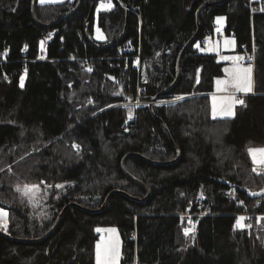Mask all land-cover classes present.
I'll use <instances>...</instances> for the list:
<instances>
[{
	"label": "trees",
	"instance_id": "1",
	"mask_svg": "<svg viewBox=\"0 0 264 264\" xmlns=\"http://www.w3.org/2000/svg\"><path fill=\"white\" fill-rule=\"evenodd\" d=\"M111 1L97 15L102 41L92 37L91 16V42L84 30L91 0L52 25L44 24L76 0L35 2L34 15L30 0H0V207L8 215L1 230L38 237L68 202L98 208L113 189L143 197L145 187L126 171L150 192L145 199L112 193L99 211L70 205L37 240L0 233V264H94L95 227L108 224L119 230V264H264V194H250L264 188V172L254 171L249 152L264 147V0H130L123 37L98 46L123 30L121 4L128 0ZM206 1L216 2L198 10ZM216 15L236 50L254 48L255 92L230 118L210 114L208 93L222 64L196 46ZM127 43L130 50L119 53ZM158 92L157 99L180 98L122 104L126 93L150 100ZM128 152L168 162L130 154L123 169ZM25 183L41 187L36 201L16 189ZM230 185L237 198L224 196ZM243 212L245 226L238 220Z\"/></svg>",
	"mask_w": 264,
	"mask_h": 264
},
{
	"label": "rangeland",
	"instance_id": "2",
	"mask_svg": "<svg viewBox=\"0 0 264 264\" xmlns=\"http://www.w3.org/2000/svg\"><path fill=\"white\" fill-rule=\"evenodd\" d=\"M65 0H36L37 3L39 4H47V3H58V2H62ZM113 2L111 0H97V2L95 3L94 6V11H93V18H92V23H91V28H92V37L93 39H95L96 41H102L105 39V33L104 31L100 28V26L98 25V21H97V15L100 11H104V10H109L110 8H112ZM215 19V24H214V29L218 30L220 29L221 31L222 29V25H221V20H222V15H216L214 17ZM213 20V21H214ZM224 34V33H223ZM210 38V35H206L205 39ZM224 36H230V35H225ZM231 37H233L231 35ZM47 37L43 38L40 40L39 42V48L40 51L43 53L44 49H45V41H46ZM204 41L202 42V44L200 42L196 43V46L198 47V49L200 51H204L206 49L202 48V46L204 45ZM130 47L128 45V43L125 45L124 48L119 50V53H123L124 51H129ZM137 61L135 60L133 63L134 67H138L137 65ZM21 77H23L24 80V75H22ZM21 77H20V83H21ZM125 96V94L123 95V97ZM180 97H168V98H163V99H156L153 103L158 104V103H171L177 99H179ZM148 101L150 100H140V98L137 97V99H133V100H124L122 101V104L124 105H128V106H132V107H138L139 105H143V104H149ZM251 149H264L263 146H253ZM260 157L259 155L257 156V160L259 161ZM251 160L253 162V156L251 155ZM254 165H256V167L261 168L263 167L264 163H254ZM33 186H35L36 190L34 192H29L26 193L25 189L26 188H32ZM16 189L19 191L20 194L26 196L30 201H36L37 198H39L40 193L42 192V189L39 185L37 184H21V185H17ZM261 191V192H260ZM251 195H255L258 196L260 194H264V188L257 190V191H251L250 192ZM0 212L6 213V216L0 218V229L1 228H6L4 225L6 224L7 226V211L6 209H4L3 207H0ZM240 218H245V216L243 214L238 215V220L240 222V224H242L243 219L241 220ZM97 229H99L100 231H97ZM115 231H112V230ZM95 230L98 233V237L94 242V248H93V260H94V264H97V258H96V253H97V245H100V250L102 252V254L104 253L105 250H118L119 252V256L118 258L115 260L114 264H119V261L121 259L122 256V250H121V239H120V234H119V230L117 228L116 225L114 224H108V225H97L95 227Z\"/></svg>",
	"mask_w": 264,
	"mask_h": 264
},
{
	"label": "crops",
	"instance_id": "3",
	"mask_svg": "<svg viewBox=\"0 0 264 264\" xmlns=\"http://www.w3.org/2000/svg\"><path fill=\"white\" fill-rule=\"evenodd\" d=\"M257 1V0H252ZM215 19V18H214ZM212 29L207 33L210 35V38L202 40L204 45L202 48L206 49L203 52H211L216 55L218 62L222 64L221 70L222 73L219 76L214 77L212 90L208 93L209 105H210V114L213 117V104L216 106V116L215 118H230L234 115L235 107L239 103L233 104V100H243V96L247 94H252L255 92L254 87V63L253 57L250 61L235 60V57H242V51L236 50L235 38L230 36H224L223 30L214 29V23ZM222 29L224 26V17L222 16L221 20ZM206 37V36H205ZM204 37V38H205ZM253 46V45H252ZM254 49V48H253ZM251 67V77H252V92L244 93L237 91L235 87L232 86V81L235 78L236 70ZM225 69H229L228 72ZM242 74V73H241ZM226 81L225 84H217V81ZM231 109V115L226 114ZM251 156V154H250ZM264 165V164H263ZM256 167V165H254ZM261 192V191H260Z\"/></svg>",
	"mask_w": 264,
	"mask_h": 264
},
{
	"label": "water",
	"instance_id": "4",
	"mask_svg": "<svg viewBox=\"0 0 264 264\" xmlns=\"http://www.w3.org/2000/svg\"><path fill=\"white\" fill-rule=\"evenodd\" d=\"M35 2H36V0H30V7H31V11H32L33 15H34V5H35ZM96 2H97V0H91L90 7H89V10H88L87 16H86V18H85V22H84V30H85V34H86L88 40L91 41V42H92V39L90 38L89 33H88V25H89V21H90V19H91V16L93 15L94 6H95V3H96ZM215 2H216V1H206V2H203V3L199 6L198 10L201 9L202 7L212 5V4H214ZM79 4H80V0H76V4L74 5V7H73L72 9H70L69 11L63 13L62 15H60L59 17H57V18H56L55 20H53L52 22L47 23V24H44V25H52V24H53L54 22H56L57 20H59V19L65 17V16H67V15H69V14H72V13L78 8ZM126 5H127V6H130V0H128V1L126 2ZM128 13H129V12L126 11L123 30H122L121 34H120L118 37H116L115 39L109 41L108 43H104V44L95 43V44L98 45V46H104V45H107V44H110V43H112V42H116V41L120 40V39L123 37L124 32H125V28H126V24H127V18H128ZM198 30H199V22H198V20H197V21H196V30H195V32H194V33L191 35V37H189L188 40L183 44V46L181 47V49H180V51H179V53H178L177 61H176V74H175V77H174V80L172 81V83L176 80V78H177V76H178V73H179V68H178L179 66H178V65H179L180 57H181V55H182V53H183L185 47L187 46V44H188V43H189V42H190V41L196 36V34L198 33ZM169 86H170V85H169ZM169 86L165 87V89H163V90H167V89L169 88ZM163 90H162V91H163ZM160 92H161V91H160ZM160 92L156 93L155 95H153V96L151 97L150 102H149V107H150L151 104L157 99V97H158V95L160 94ZM161 126H162L163 129L166 131V134H167V137H168L170 143L173 145V147H175L176 152H177V155H176L175 158H177L178 153H179L178 147L176 146V144H175L174 141L172 140V137H171V135H170V132H169V130H168L166 124H165L164 122H161ZM130 154H135V155H138V156H140V157L146 158V157H144L142 154H139V153H133V152H128V153H126V154L122 157V159H121V166H122L123 169H124V159H125L126 156H128V155H130ZM175 158H174V159H175ZM146 159H147L148 161L153 162V163H156V164H159V163H162V164H163V163H167V162H168V161L154 160V159H150V158H146ZM174 159H172V160H174ZM126 173H127V175H129L132 179H134L135 181H137L138 183H140L141 185H143V186L145 187V189H146V194H145L143 197H141V198H137V197H135V196H131L130 194L126 193V192L123 191V190L113 189V190H111V191H109V192L107 193V195L105 196V198H104L102 204H101L98 208H86V207H83V206H81V205H79V204H77V203H75V202H68V203H66L65 205L62 206V208H61V210H60V212H59V214H58L56 220H55L54 223L52 224V226H51V227H50V228H49V229H48L43 235H41V236H38V237H16V236H13V235H10V234L4 232V231L1 230V229H0V233L3 234V235H5V236H7V237H9V238H11V239H14V240H19V241H33V240H37V239H40V238H42V237L48 235V234L51 232V230L55 227V225L58 223V221H59V219L61 218V216H62L64 210H65L68 206H70V205H76V206H79V207L85 209L86 211H99V210H101V209H103V208L105 207V205H106V203H107V200H108V197H109L112 193H116V192L124 193V194H126V195H128V196H130V197H132V198H134V199H145V198L148 196V194H149V192H150V189H149V188H148V187H147L142 181H140L137 177H135L134 175L130 174L128 171H126Z\"/></svg>",
	"mask_w": 264,
	"mask_h": 264
},
{
	"label": "snow or ice",
	"instance_id": "5",
	"mask_svg": "<svg viewBox=\"0 0 264 264\" xmlns=\"http://www.w3.org/2000/svg\"><path fill=\"white\" fill-rule=\"evenodd\" d=\"M235 60L239 61L242 60L243 57H235ZM249 59H251V57H249ZM226 72L229 71V69H225ZM251 72L252 69L251 67L248 68H243V69H237L236 70V75L234 80L232 81V86L235 87L237 89V91H241L244 93H250L252 92L253 88H252V77H251ZM242 73V74H241ZM228 83L226 81H217V84H225ZM21 87H23V77H21ZM235 103H239V104H243L244 101L243 100H233V104ZM228 115H231V109L229 108L228 112L226 113ZM216 116V106L215 103L213 104V118H215ZM250 154L253 156V162L254 163H264V149H250L249 150ZM259 155L260 159L259 161L257 160V156ZM255 170V169H254ZM36 190L35 186H33L32 188H26L25 192L29 193V192H34ZM6 216V213L0 212V218ZM241 220L243 218H240ZM6 227V224L4 225ZM97 231H100L99 229H97ZM112 231H115L114 229ZM189 230L186 229L185 230V235H188ZM119 256V252L118 250H105L104 253L102 254L101 250H100V245H97V253H96V258H97V264H114L115 260L118 258Z\"/></svg>",
	"mask_w": 264,
	"mask_h": 264
},
{
	"label": "built area",
	"instance_id": "6",
	"mask_svg": "<svg viewBox=\"0 0 264 264\" xmlns=\"http://www.w3.org/2000/svg\"><path fill=\"white\" fill-rule=\"evenodd\" d=\"M121 5L123 6V8L125 10H127V11L131 10L130 6H127L125 3L121 4ZM203 40H204V38H203ZM242 54H243V56H242L243 57V59H242L243 61L252 60V57H253V46H251L250 48H244L242 50ZM3 57H4V52L0 51V58L3 59ZM249 57H251V59H249ZM82 61H83V64L86 65V66H90L91 65L90 60L87 57H83ZM133 99H137V96L135 98H133L130 93H126L125 96L123 97V101L124 100H129L130 101V100H133ZM149 102L150 101H148V103ZM72 146L74 148H78L79 147V145L76 142H73ZM254 169H255L254 170L255 172H264V166L261 167V168L254 167ZM224 196L226 198H230V199L237 198L236 188L233 185L228 186V188L224 191ZM242 214L245 216V218L242 221L243 225L245 226V225L248 224V215H249V213L243 212Z\"/></svg>",
	"mask_w": 264,
	"mask_h": 264
},
{
	"label": "flooded vegetation",
	"instance_id": "7",
	"mask_svg": "<svg viewBox=\"0 0 264 264\" xmlns=\"http://www.w3.org/2000/svg\"><path fill=\"white\" fill-rule=\"evenodd\" d=\"M127 11V10H126Z\"/></svg>",
	"mask_w": 264,
	"mask_h": 264
}]
</instances>
